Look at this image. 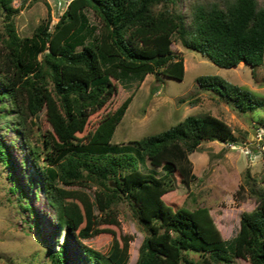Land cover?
<instances>
[{
	"label": "trees",
	"instance_id": "trees-1",
	"mask_svg": "<svg viewBox=\"0 0 264 264\" xmlns=\"http://www.w3.org/2000/svg\"><path fill=\"white\" fill-rule=\"evenodd\" d=\"M87 9L99 23L89 20ZM17 10L13 0H0V114L23 134L59 224L80 238L112 233L107 253L80 242L92 263H127L132 236L118 237L100 226L119 224L116 206L124 199L146 230L133 264H236V256L264 264V179L249 169L236 193L241 199L247 191L256 204L241 212L239 229L229 240L221 236L207 206H175L163 197L175 188L177 176L185 184L195 178L189 153L201 140H235L225 120L209 112L189 114L128 144L112 143L130 93L83 139L75 138L115 91L111 77L141 81L152 72L157 78H183L184 60L171 47L173 37L219 66L261 65L264 0H68L52 29L47 17L27 35L16 29ZM196 80L239 111L263 104L252 90L219 74H200ZM43 108L53 132L42 140V160V147L29 142V133L32 117ZM0 161L12 173L1 140ZM62 184L96 187L90 195ZM20 204L33 211L31 204ZM49 264H67L64 244L49 251Z\"/></svg>",
	"mask_w": 264,
	"mask_h": 264
},
{
	"label": "rangeland",
	"instance_id": "rangeland-1",
	"mask_svg": "<svg viewBox=\"0 0 264 264\" xmlns=\"http://www.w3.org/2000/svg\"><path fill=\"white\" fill-rule=\"evenodd\" d=\"M67 2L13 0L14 6L18 7L14 15L17 31L20 35L31 34L36 25L47 17L52 29ZM180 6L184 7V4ZM87 14L92 23H99L92 9H87ZM171 47L183 57L185 72L182 79L157 78L152 72L141 81L138 78L125 82L111 77L116 85L115 91L99 110L89 116L86 130L77 133L75 138L83 139L86 131L92 129L101 116L113 110L130 93H133L132 100L116 125L112 143L128 144L134 139L162 131L189 114L209 112L222 118L232 128L235 140H201L189 153L195 178L185 184L177 176L175 188L163 197L175 206L183 204L190 209L207 206L221 236L229 240L239 229L241 212L251 210L256 204V199L247 191L242 192L245 196L241 199H238L240 193H236L246 169L256 178L264 179V62L258 66L241 62L233 67H223L196 49L183 46L176 37H173ZM200 74H219L252 90L263 99V104L252 110L239 111L217 91L200 87L196 80ZM2 110L0 108V113ZM32 121L29 142L40 144L43 160L46 147L41 143L44 136L53 132V126L45 108L33 116ZM12 125L11 120L0 114V140L9 152L12 170L10 173V167L0 161V264H49V251L60 243L66 247L67 264H93L80 242L107 253L112 233L104 231L80 238L59 224L53 206L44 195L41 177L30 157L28 144L23 134ZM11 185L20 188L22 197H18V190L11 189ZM62 186L80 188L93 195L96 184L88 187ZM20 203L31 204L33 211L29 212ZM116 209L119 224L101 223L100 226L110 227L118 237L122 234L132 236L126 264H133L146 230L126 200L122 199ZM94 210L100 214L96 206ZM234 260L236 264H251L238 256Z\"/></svg>",
	"mask_w": 264,
	"mask_h": 264
},
{
	"label": "water",
	"instance_id": "water-1",
	"mask_svg": "<svg viewBox=\"0 0 264 264\" xmlns=\"http://www.w3.org/2000/svg\"><path fill=\"white\" fill-rule=\"evenodd\" d=\"M111 184H113V185H114V182H111Z\"/></svg>",
	"mask_w": 264,
	"mask_h": 264
}]
</instances>
